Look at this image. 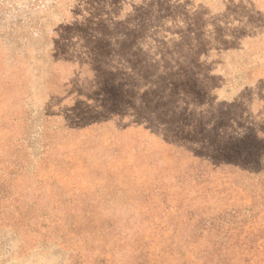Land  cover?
I'll list each match as a JSON object with an SVG mask.
<instances>
[{
  "label": "rangeland",
  "instance_id": "374dc122",
  "mask_svg": "<svg viewBox=\"0 0 264 264\" xmlns=\"http://www.w3.org/2000/svg\"><path fill=\"white\" fill-rule=\"evenodd\" d=\"M0 264H264V0H0Z\"/></svg>",
  "mask_w": 264,
  "mask_h": 264
}]
</instances>
